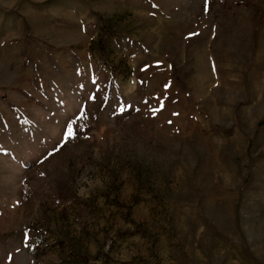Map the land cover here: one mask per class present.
Returning <instances> with one entry per match:
<instances>
[{"label":"rangeland","instance_id":"1","mask_svg":"<svg viewBox=\"0 0 264 264\" xmlns=\"http://www.w3.org/2000/svg\"><path fill=\"white\" fill-rule=\"evenodd\" d=\"M0 264H264V0H0Z\"/></svg>","mask_w":264,"mask_h":264},{"label":"snow or ice","instance_id":"2","mask_svg":"<svg viewBox=\"0 0 264 264\" xmlns=\"http://www.w3.org/2000/svg\"><path fill=\"white\" fill-rule=\"evenodd\" d=\"M73 135H74V132H73L71 126L69 125V129H68L67 136H68L69 138H71Z\"/></svg>","mask_w":264,"mask_h":264}]
</instances>
